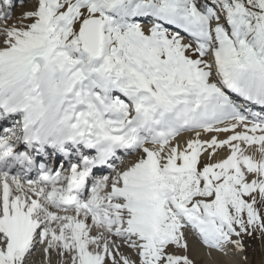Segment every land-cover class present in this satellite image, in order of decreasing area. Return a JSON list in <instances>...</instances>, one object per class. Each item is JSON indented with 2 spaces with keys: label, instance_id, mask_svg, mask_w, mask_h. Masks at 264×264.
<instances>
[{
  "label": "snow or ice",
  "instance_id": "obj_1",
  "mask_svg": "<svg viewBox=\"0 0 264 264\" xmlns=\"http://www.w3.org/2000/svg\"><path fill=\"white\" fill-rule=\"evenodd\" d=\"M0 264H264V0H0Z\"/></svg>",
  "mask_w": 264,
  "mask_h": 264
},
{
  "label": "rangeland",
  "instance_id": "obj_2",
  "mask_svg": "<svg viewBox=\"0 0 264 264\" xmlns=\"http://www.w3.org/2000/svg\"><path fill=\"white\" fill-rule=\"evenodd\" d=\"M26 7V6H25ZM24 9L23 8H21L19 5L17 6V8H16V12H20V11H23ZM256 252H255V254H252L251 252H250V256H251V259L253 260V262H255V261H258V259H259V246L258 245H256Z\"/></svg>",
  "mask_w": 264,
  "mask_h": 264
}]
</instances>
